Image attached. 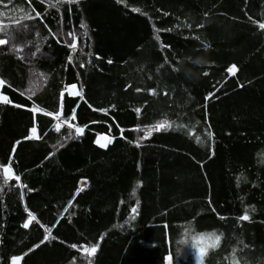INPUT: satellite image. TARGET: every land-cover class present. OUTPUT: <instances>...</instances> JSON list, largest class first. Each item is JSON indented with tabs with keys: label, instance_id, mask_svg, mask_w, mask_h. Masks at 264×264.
Returning <instances> with one entry per match:
<instances>
[{
	"label": "trees",
	"instance_id": "1",
	"mask_svg": "<svg viewBox=\"0 0 264 264\" xmlns=\"http://www.w3.org/2000/svg\"><path fill=\"white\" fill-rule=\"evenodd\" d=\"M262 23L264 0H0V264H195L213 232L203 264H264Z\"/></svg>",
	"mask_w": 264,
	"mask_h": 264
},
{
	"label": "snow or ice",
	"instance_id": "2",
	"mask_svg": "<svg viewBox=\"0 0 264 264\" xmlns=\"http://www.w3.org/2000/svg\"><path fill=\"white\" fill-rule=\"evenodd\" d=\"M58 2H60V0H58ZM62 2H66V3L72 4V3H78L79 0H62ZM135 11H139V9H135ZM32 18H34V17H32L30 14H25V16H23L21 18V20L17 21V23L19 24V23H21V21H25V20L32 19ZM260 28L264 29V23L260 24ZM157 31H159V30H157ZM0 34H4L6 36V29H4L3 27H0ZM157 39H159V36H157ZM8 42L9 41H8L7 38H0V45H5ZM71 47L73 49H75L77 47L76 43H72L71 44ZM22 49H23V46H19V47L16 48L17 51H22ZM174 70H175V68H174ZM229 71L231 73L235 74V72L237 71L236 66L233 65L229 69ZM42 75L43 74H41V76ZM205 75H207V73H205ZM4 83H5V81L3 79H0V87H2L4 85ZM75 87L76 86L73 85L72 86V89L74 90ZM28 91L30 93H33V89L32 88L28 89ZM75 94L76 95H80L79 92H75ZM2 102L8 103L9 101L7 100V97H3L2 98ZM137 111H139V109H137ZM169 127H171V125L169 124L168 121L165 120V121H162V122H159L158 124H156L154 126V130L167 129ZM57 130H59V128H57ZM31 131L33 133V136L28 137V138L29 139L36 138V136H35L36 128H33ZM151 131H152V129L149 130V132H148L149 135L151 134ZM76 132H77V134H82L83 133V129L78 127V128H76ZM101 139H103V137H101ZM97 143H100V141L98 140ZM107 143H111V140H108ZM106 146H107L106 144L100 143V147H106ZM4 173L6 174L5 175V183H7V179L10 178L7 174L11 173V168H7V167L4 168ZM15 179L19 180V177L16 176ZM133 211H135V209H133ZM35 219H36V217L33 216L31 213H29V219L23 225V227L28 228L29 225L32 223V221L35 220ZM241 219L242 220H248L249 219V216L247 214H245L244 216L241 217ZM45 239H48V237L46 236ZM206 239L207 240H210V241H213V243H212L211 246L212 247H216V246L219 245V242L221 240V236L220 235H217L216 233L213 232V233H211V234H209L207 236L201 235L199 237H193V241H195V244L193 246L197 248V253L201 257L203 256L205 250H204V248L199 247V244H200L201 241H204ZM97 248H98V245L93 246L90 249L89 248H84V251L87 252V253H89L90 255H94L95 252L97 251ZM20 259H21L20 257H13V264H17V261H19Z\"/></svg>",
	"mask_w": 264,
	"mask_h": 264
},
{
	"label": "crops",
	"instance_id": "3",
	"mask_svg": "<svg viewBox=\"0 0 264 264\" xmlns=\"http://www.w3.org/2000/svg\"><path fill=\"white\" fill-rule=\"evenodd\" d=\"M101 137H103V139H101ZM98 140L100 141V143H104V144L107 145L106 147H102V148L105 149L110 144V143H107V141L108 140H112V139L109 138V137H107V136H100L98 138ZM100 143H98V144L100 145ZM199 236H201V234L194 233L192 237L190 236L192 240H190L187 243L188 247L190 248V250L192 251L193 255L195 256V264H203V258H204V256H202V257L201 256H198L197 248L193 246L195 244V241H193V237H199ZM212 243H213V241L210 242V243H208V242H206V240L200 242L199 247L204 248V250H205L203 255H205L206 252H208V250L210 248H212V246H211Z\"/></svg>",
	"mask_w": 264,
	"mask_h": 264
},
{
	"label": "clouds",
	"instance_id": "4",
	"mask_svg": "<svg viewBox=\"0 0 264 264\" xmlns=\"http://www.w3.org/2000/svg\"><path fill=\"white\" fill-rule=\"evenodd\" d=\"M188 60L194 65H200L202 63L200 58L193 59L192 57H188ZM175 71L176 72L183 71L185 76L188 77V78H194V76H195V74L193 73V71L191 69H188V68L184 67L183 61L180 62V67H176L175 68Z\"/></svg>",
	"mask_w": 264,
	"mask_h": 264
},
{
	"label": "rangeland",
	"instance_id": "5",
	"mask_svg": "<svg viewBox=\"0 0 264 264\" xmlns=\"http://www.w3.org/2000/svg\"><path fill=\"white\" fill-rule=\"evenodd\" d=\"M199 256V255H198ZM169 260V262H170V258L168 259Z\"/></svg>",
	"mask_w": 264,
	"mask_h": 264
}]
</instances>
